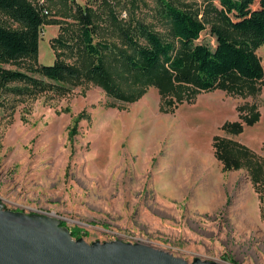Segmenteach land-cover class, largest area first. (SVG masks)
<instances>
[{"label": "rangeland", "instance_id": "1", "mask_svg": "<svg viewBox=\"0 0 264 264\" xmlns=\"http://www.w3.org/2000/svg\"><path fill=\"white\" fill-rule=\"evenodd\" d=\"M32 1H42L48 19H57L71 36L80 33L72 0ZM74 1L94 12L96 41L119 44L116 24L135 21L169 38L162 0ZM167 1L211 20L200 39L209 57L230 51L210 5L221 8L219 2ZM252 1L257 7L259 0ZM60 25L43 28L40 63L53 65L60 54L61 60L82 67L80 53L53 48ZM257 54L264 69V45ZM262 88L257 97L201 92L189 103L175 101L173 113H163L153 86L128 104L87 80L62 96L52 90L15 95L0 87V204L13 212L58 216L75 240L89 244H144L189 263L264 264L261 194L247 169L223 172L214 148L220 136L264 159ZM254 103L258 123L240 135L222 130L247 113L240 107ZM82 114L85 118L77 122Z\"/></svg>", "mask_w": 264, "mask_h": 264}, {"label": "trees", "instance_id": "2", "mask_svg": "<svg viewBox=\"0 0 264 264\" xmlns=\"http://www.w3.org/2000/svg\"><path fill=\"white\" fill-rule=\"evenodd\" d=\"M72 2L81 26L76 36H71L57 19H48L40 1L0 0V87L4 91L32 96L52 90L62 96L71 86L87 80L101 86L110 98L128 104L139 101L153 86L160 92L163 113H173L175 101L178 105L189 103L201 92L224 90L230 95L253 97L262 92L264 69L257 50L264 45V0H259L257 7H252V0H211L220 4L221 8L210 5L217 15V29L228 35L230 49L217 58L209 57L207 46L200 42L211 20L200 18L199 12L184 4L162 0L163 20L170 25L169 38L147 23L135 21L116 24L120 36L116 44L96 41L94 12L88 6ZM57 24L61 27L58 37L51 40L53 48L80 53L82 67L61 60L60 54L53 65L40 63L42 30L46 25ZM239 111L247 113L240 115L239 122L225 123L224 132L240 135L245 127L260 121L256 103L240 107ZM84 118L82 114L77 122ZM214 148L223 172L249 171L255 189L261 194L264 218V159L220 136L214 138Z\"/></svg>", "mask_w": 264, "mask_h": 264}, {"label": "water", "instance_id": "3", "mask_svg": "<svg viewBox=\"0 0 264 264\" xmlns=\"http://www.w3.org/2000/svg\"><path fill=\"white\" fill-rule=\"evenodd\" d=\"M64 219L13 212L0 204V264H222L192 263L164 250L121 241L87 243L75 240Z\"/></svg>", "mask_w": 264, "mask_h": 264}, {"label": "crops", "instance_id": "4", "mask_svg": "<svg viewBox=\"0 0 264 264\" xmlns=\"http://www.w3.org/2000/svg\"><path fill=\"white\" fill-rule=\"evenodd\" d=\"M57 28V31L56 32H58V30H59V27H56ZM55 37V35H53L50 39H52V38H54ZM40 45H41V42H40Z\"/></svg>", "mask_w": 264, "mask_h": 264}, {"label": "built area", "instance_id": "5", "mask_svg": "<svg viewBox=\"0 0 264 264\" xmlns=\"http://www.w3.org/2000/svg\"><path fill=\"white\" fill-rule=\"evenodd\" d=\"M40 4L42 5V1H40ZM48 12H47V10L45 11V14H47Z\"/></svg>", "mask_w": 264, "mask_h": 264}]
</instances>
